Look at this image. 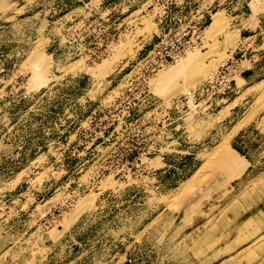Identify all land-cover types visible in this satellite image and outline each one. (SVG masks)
Instances as JSON below:
<instances>
[{
	"label": "rangeland",
	"instance_id": "374dc122",
	"mask_svg": "<svg viewBox=\"0 0 264 264\" xmlns=\"http://www.w3.org/2000/svg\"><path fill=\"white\" fill-rule=\"evenodd\" d=\"M200 1L0 0V264H264V65L215 112L174 109L231 54L264 55V0ZM197 4L222 16L183 57L200 72L172 96L179 62L156 73L112 133L124 74Z\"/></svg>",
	"mask_w": 264,
	"mask_h": 264
},
{
	"label": "built area",
	"instance_id": "2783aa9c",
	"mask_svg": "<svg viewBox=\"0 0 264 264\" xmlns=\"http://www.w3.org/2000/svg\"><path fill=\"white\" fill-rule=\"evenodd\" d=\"M211 20V12L206 13L201 5H195L177 27L163 34L156 45L138 60L128 73L124 74L121 92H118L106 106L108 113L117 110L127 114L125 118L111 124L112 126L116 124L112 133L121 134L127 131L126 121L135 111L136 103L147 94L148 82L156 73L175 65L186 53L201 48L204 32ZM240 69L241 58L231 54L229 58L217 66L203 85L196 89H187L179 95L176 103H174V109L178 116H186L194 111L215 112L218 107L226 102L231 92L233 77ZM166 116V119H162V123L169 121V116ZM146 123L148 122L146 121ZM140 140L139 135L134 133L130 138H125L128 144H132L128 150V155H133L134 152L138 151ZM142 160H149L146 152L143 153Z\"/></svg>",
	"mask_w": 264,
	"mask_h": 264
},
{
	"label": "bare ground",
	"instance_id": "6f19581e",
	"mask_svg": "<svg viewBox=\"0 0 264 264\" xmlns=\"http://www.w3.org/2000/svg\"><path fill=\"white\" fill-rule=\"evenodd\" d=\"M222 16H220V15H215V16H213V19H212V22H211V24L208 26V28H207V31L209 30V31H211V32H214V30H215V32L216 31H218L220 28V26H221V24H222V18H221ZM217 29V30H216ZM206 32V31H205ZM210 33V32H209ZM210 36V35H209ZM124 44V43H123ZM123 44H120V45H123ZM125 45H127V44H125ZM124 46V45H123ZM122 46V47H123ZM120 50H121V48H120ZM187 54V53H186ZM185 54V55H186ZM184 55V56H185ZM208 55H210V54H208ZM183 56V57H184ZM182 57V58H183ZM192 63V65L190 66V64ZM190 63V64H189ZM199 68V58H197L195 55H187L185 58H183L181 61H179V63L174 67V69L173 70H170V71H167L168 72V76L169 77H171V76H174V77H177V80H180L181 82H182V85H180V86H176L175 88H170V90L169 91H167V95L168 96H172V95H174L175 93H178L179 91L180 92H182V90L184 89V88H186L187 87V85L189 84V83H192L191 81V79H192V77L193 76H195V75H197L199 72H200V69H198ZM203 72V71H202ZM33 73V76H32V79L34 80V81H42L43 79V82H45V77L43 78V73L42 72H38V71H33L32 72ZM207 74V70H205V72H203L202 74H201V77H205V75ZM162 76V75H161ZM168 77V78H169ZM167 78V79H168ZM42 82V83H43ZM165 86V85H164ZM223 148H225V147H223ZM222 148V150H225V149H223ZM227 149V148H226ZM221 150V151H222ZM226 152L228 151V150H225ZM231 150H229V152H230ZM229 152H227L228 153V155H221V158L219 159V161H217V164H216V167L217 168H227V167H231L232 165H233V161H232V164H231V160H233V159H235L234 157H233V155H234V153L232 152V154L231 153H229ZM230 154V155H229ZM242 162H243V160H242ZM244 163V162H243ZM242 163V164H243ZM246 164H244V166H245ZM233 167V166H232ZM231 167V168H232ZM236 167V166H235ZM243 170V169H242ZM235 173V172H234ZM233 173V174H234ZM232 174V175H233ZM238 175V172L236 173V174H234V176H237Z\"/></svg>",
	"mask_w": 264,
	"mask_h": 264
},
{
	"label": "crops",
	"instance_id": "0c3cea01",
	"mask_svg": "<svg viewBox=\"0 0 264 264\" xmlns=\"http://www.w3.org/2000/svg\"><path fill=\"white\" fill-rule=\"evenodd\" d=\"M215 4V3H214ZM208 5L204 8V12H211L214 10L215 5ZM246 48H249V44ZM264 55H262V52H256L255 48H252L247 51L246 58L245 60H241V63L244 61H248V67L245 69H241L236 75L239 76V78L244 82V83H250V81L254 80L258 76L257 70L260 67H263L264 65V60H262ZM233 86L235 85V79L233 78L232 81ZM233 95V94H232Z\"/></svg>",
	"mask_w": 264,
	"mask_h": 264
}]
</instances>
